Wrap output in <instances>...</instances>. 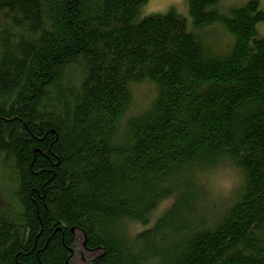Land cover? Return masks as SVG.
<instances>
[{
  "label": "trees",
  "instance_id": "1",
  "mask_svg": "<svg viewBox=\"0 0 264 264\" xmlns=\"http://www.w3.org/2000/svg\"><path fill=\"white\" fill-rule=\"evenodd\" d=\"M222 1L0 0V264H264V11Z\"/></svg>",
  "mask_w": 264,
  "mask_h": 264
},
{
  "label": "rangeland",
  "instance_id": "2",
  "mask_svg": "<svg viewBox=\"0 0 264 264\" xmlns=\"http://www.w3.org/2000/svg\"><path fill=\"white\" fill-rule=\"evenodd\" d=\"M235 1L240 2V3H236L239 5L244 3L246 0H235ZM231 2H232L231 0H223L221 2V6L224 7L230 6ZM258 2L261 9L264 11V0H258ZM170 10H173L180 16L186 18V20L189 23L190 19L187 10V0H148V2L142 8L140 16L146 17L153 15H162L169 12ZM259 32L264 34V23L260 24ZM147 93H148L147 87L144 86V88L140 89V91L137 92L136 95L137 101L140 103L144 102V97L146 96ZM208 176L209 174L206 175V177ZM233 177L235 178V173L232 171H224L220 173L218 172L212 175L208 183V191L211 195V198L218 201L227 198V195H224V193L222 192H226ZM236 184H237V180H236ZM166 205L167 204L160 205L159 206L160 208L156 210L155 216L160 215L163 212V209L165 208ZM205 214L206 216L207 215L209 216L210 214H212V210H209ZM143 228L145 227L144 226H141L140 228L135 227L134 230L143 229ZM73 244L75 248V252L73 254L74 264H88V257L90 256V254L84 251V249L82 248V239L80 234L74 233Z\"/></svg>",
  "mask_w": 264,
  "mask_h": 264
}]
</instances>
